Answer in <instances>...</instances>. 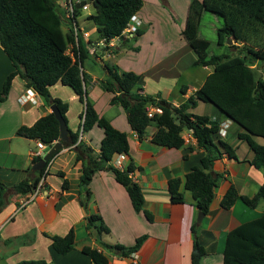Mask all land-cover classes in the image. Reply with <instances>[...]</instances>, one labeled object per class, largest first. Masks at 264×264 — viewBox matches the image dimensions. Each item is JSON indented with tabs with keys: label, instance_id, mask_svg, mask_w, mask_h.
Returning a JSON list of instances; mask_svg holds the SVG:
<instances>
[{
	"label": "crops",
	"instance_id": "obj_1",
	"mask_svg": "<svg viewBox=\"0 0 264 264\" xmlns=\"http://www.w3.org/2000/svg\"><path fill=\"white\" fill-rule=\"evenodd\" d=\"M162 2L175 24L173 25L178 27V50H171L169 47L168 28L154 34L157 15L145 13V3L134 16L135 21L130 22L141 34H126L125 40L116 39L107 49L97 40L94 25L86 20L90 14L83 16L82 10L76 18L81 42H92L85 46L88 57L82 64V70L87 76L86 100L93 105L100 117L127 135L129 152L121 155L119 165L118 156L113 166L125 169L132 163L137 169L131 179L141 189L143 210L134 211L127 192L115 181L111 172H99L92 176L88 185L90 200L86 209L83 208L79 196L82 161L77 159L72 147H63L48 167L49 176L45 179L44 187L49 191V196H39L17 211L19 202L27 194L16 193L12 187L27 179L32 181L37 172L31 169L34 163L30 156V152L35 149L36 140L20 136L17 131L21 127L32 126L51 111L50 106L32 89L35 103H20L19 100L30 88L16 75L11 81L6 98L0 102V183L6 188L0 207V264H16L23 260H44L47 264H93L81 253L84 246L102 251L108 258V264H134L132 255L123 256L118 252L108 251L93 231L85 229V218L89 214L98 215L109 229V235L100 238L105 244L131 247L137 238L145 237L135 253L136 264H190L195 238L191 232L193 225H196V240L205 251L201 264H223L229 231L264 213V201H260L254 209L240 200L228 210L220 207V201L230 185L236 188L240 196L252 198L263 182L262 172L249 163L251 152L243 148L242 156H238L237 150L243 144L236 137L238 127L228 119L219 116L214 110L211 114L213 117L205 113H192L199 101L194 106L189 105V113L212 119L216 116L222 127L226 126L227 135L223 139L236 147V159L223 155L214 162L212 172L220 177L213 191L210 209L197 225L199 211L190 192L184 189V181L185 175L192 168L201 167L200 160L204 151L197 148L196 140L187 131L182 133L184 144L179 149L154 144L151 140L156 131L153 124L146 128L145 138L139 140L130 129L123 109L119 105L110 104L111 94L102 86L108 76L104 68L106 65L138 75L140 80L136 89L142 95L174 107L186 103L212 72L211 67H202L204 72H201L193 66L196 56L181 34L189 0H182L181 5H175L169 0ZM160 3L158 0H151L149 5L157 11L162 8ZM88 8L91 6L88 5ZM61 12L64 16V10L61 9ZM69 27L70 23L65 21L63 31L66 32ZM85 33L88 36H84ZM184 56H190V63L183 61ZM12 71L13 67L0 47V91L5 78ZM49 94L67 105V129L72 133H79L84 102L79 100L71 88L60 82L49 88ZM102 138L103 131L94 126L82 133L78 143L98 152ZM59 172L63 173L68 182L65 191L58 187L56 174ZM175 178L181 181L180 191L184 197L182 204L170 203L168 181ZM70 229H73L75 235L74 249L66 255L56 254L51 249L50 239L43 234L49 237L64 236Z\"/></svg>",
	"mask_w": 264,
	"mask_h": 264
},
{
	"label": "trees",
	"instance_id": "obj_2",
	"mask_svg": "<svg viewBox=\"0 0 264 264\" xmlns=\"http://www.w3.org/2000/svg\"><path fill=\"white\" fill-rule=\"evenodd\" d=\"M81 1L72 2L70 27L64 32L65 19L56 0H0V47L13 67L2 85L0 102L6 98L13 77L18 75L25 86L35 91L48 106L55 105L66 123L67 105L52 98L49 88L58 82L71 88L79 100L84 102L81 131L87 132L94 126L103 131L98 152L78 143V132L72 133L68 130L67 141L63 143V147H72L77 159L82 161L79 179L81 206L86 209L90 200L88 185L92 176L99 172H111L115 181L127 192L134 211L141 212V189L131 179L137 169L132 163L125 169L113 166L118 156L127 155L129 152L127 135L100 117L93 105L86 100L87 76L82 70V64L88 57L85 46L92 42L88 40L83 44L79 32L75 36L76 18L81 10L76 9L75 5ZM85 1H89V6L94 9V13L88 15L86 20L96 28L97 40L104 41V49H107L112 39L125 40L124 30L143 5L142 0ZM203 12L222 19V26L216 29L217 45L224 46L227 39H232L238 45L229 48L238 49L236 55H209V42L198 37L199 20ZM260 31H264V0H192L181 34L196 56L193 66L211 67L212 72L188 101L178 107L142 95L136 89L140 80L138 75L122 72L116 66L104 67L108 76L102 86L111 94L110 104L119 105L123 109L130 129L139 140L145 138L146 128L153 124L156 128L151 138L154 144L168 149H179L184 144L182 133L187 131L196 140L197 148L204 151L200 160L201 167L192 168L185 175L184 181V189L190 192L203 217L210 209L213 191L220 177L212 172L214 162L223 155L236 159V147L220 137L222 123L218 118L212 119L188 112L189 105L194 106L197 101L211 105L219 116L238 127L237 140L245 143L252 154L250 165L260 170L263 175V182L252 198L240 196L236 188L230 185L220 201V207L228 210L240 200L250 209H254L260 201H264V145L254 140L260 138L264 141V73H256L251 67L257 62L264 64V44L256 42ZM134 34L140 35L141 32L136 29ZM150 106L160 107L162 114L148 118L147 110ZM17 133L25 138L40 140L46 146L59 141L58 122L52 113L40 117L30 127L19 128ZM39 160L35 159L33 163ZM46 167L47 163L35 172L36 177L32 181L24 180L12 189L22 195L33 192L39 181L44 179L45 182L49 176ZM56 177L59 180V189L67 190L68 182L63 173H57ZM180 184L178 178L168 181L171 204L184 202ZM5 189L0 183V207ZM85 229L93 231L105 249L117 251L123 256L136 253L145 238H137L131 247L105 244L100 238L109 235V229L95 214L86 216ZM191 232L195 238L190 264H201L205 251L196 240V225L191 227ZM43 235L50 239L51 249L56 254L66 255L74 249L73 229L64 236ZM81 253L93 264H108L107 256L100 250L84 246ZM16 264L47 263L44 260H23ZM223 264H264V213L257 219L229 231Z\"/></svg>",
	"mask_w": 264,
	"mask_h": 264
},
{
	"label": "rangeland",
	"instance_id": "obj_3",
	"mask_svg": "<svg viewBox=\"0 0 264 264\" xmlns=\"http://www.w3.org/2000/svg\"><path fill=\"white\" fill-rule=\"evenodd\" d=\"M58 5L60 6V10H64V6L67 3V0H56ZM77 0H72L73 3H76ZM163 1V0H162ZM161 0H158V2H161L159 6H162V8H159L157 11H155L154 9L150 8V2L151 0H143V3H145V7H144V12L145 13H150L153 15H157L155 16V20L156 25H155V30H154V34H159V32L162 31V29L168 28V35H169V47L172 49H180L179 47V43L177 42L176 38H177V26L175 27L170 15H168L167 11H166V6L163 4ZM171 3L175 4V5H181L182 4V0H169ZM192 0H189V2H191ZM82 11V10H80ZM65 12V10H64ZM93 13V8H88L85 11L81 12V15L86 16L87 14H92ZM168 21L169 22V26L168 25ZM175 21H177L175 19ZM177 23V22H176ZM174 24V25H173ZM223 24V21L221 18H219L218 16L208 13V12H203L200 20H199V27H198V37L205 39L209 42V48H208V53L209 55H225V56H229L232 57L234 55H236L238 53V49L235 48H229L231 46H236L238 45L237 43H235L232 39H230V44L227 43V41H225L224 46H218L217 45V34H216V29L221 27ZM253 41V40H252ZM257 44H264V31H260L257 39H256ZM181 52V50H180ZM184 62H188L190 63L191 58L190 56H184L183 58ZM252 68H254L256 70V73H260L261 75H263L264 73V64L262 63H254L251 65ZM198 69L201 70V72L203 71L202 67H197ZM204 72V71H203ZM197 108L195 110L192 111V113H196V114H202L205 113L207 115L212 114L213 110L217 112V110L212 107L209 104H205V103H197ZM215 116V115H214ZM213 117V116H211ZM216 119V116L213 118ZM228 137H230V135H228ZM255 141L258 144L264 145V141L260 138H254ZM243 145L237 150V154L239 157L242 156V153L244 150H242L243 148H247L246 144L241 142ZM248 150V148H247Z\"/></svg>",
	"mask_w": 264,
	"mask_h": 264
},
{
	"label": "built area",
	"instance_id": "obj_4",
	"mask_svg": "<svg viewBox=\"0 0 264 264\" xmlns=\"http://www.w3.org/2000/svg\"><path fill=\"white\" fill-rule=\"evenodd\" d=\"M72 0H67V3L64 6V10H65V14H64V19L65 21L70 22V19L72 17ZM88 9V5L85 4L84 6L81 7V10L85 11ZM131 21H135V17L133 16L131 18ZM77 29H75V36L78 34L79 31H76ZM136 31V27L134 25H128L127 28L124 30L123 34H132L135 33ZM84 36H88L87 33L83 34ZM116 40V39H112L109 43H108V47L111 46L112 42ZM101 46H105L104 45V41H100ZM21 104H24L25 102L29 101L31 103H35L34 100V95L33 92L31 91V89L28 90V92L19 100ZM162 114V110L160 107L157 106H150L147 110V116L148 118H152L154 115H160ZM82 131L80 130L79 132V138L78 141L81 139V135H82ZM220 137L224 138L227 135L226 132V126L224 125V127L220 128L219 131ZM51 146H46L43 142H41L40 140H36L35 141V149L32 150L30 152V156L33 160L35 159H41L45 153L47 152V150L50 148ZM122 161V157L121 155L117 158V164L119 165ZM51 161L47 162V167H46V172L48 171V167L50 166ZM45 182L44 179H41L39 181V183L37 184V186L35 187V189L33 190V192L28 193L26 195V197L24 199H22L19 202V206H18V210L23 209L24 207H26L29 203L33 202L34 200H36L39 196H43V197H47L49 196V191L45 189L44 187ZM133 257V263L136 264L137 261V256L135 253L132 254Z\"/></svg>",
	"mask_w": 264,
	"mask_h": 264
},
{
	"label": "water",
	"instance_id": "obj_5",
	"mask_svg": "<svg viewBox=\"0 0 264 264\" xmlns=\"http://www.w3.org/2000/svg\"><path fill=\"white\" fill-rule=\"evenodd\" d=\"M85 4L89 5L90 2L82 0L81 2H79L78 4L75 5V8L76 9H81V7L84 6ZM226 41H227L228 44H230L231 40L227 39ZM50 111L54 115V117L56 118V120L58 122L59 141H57L53 145H51V147L47 150L45 155L39 161L35 162L32 165L31 169L33 171L41 170L48 161L53 160V158L59 152L62 151L63 143L67 141V134H68L67 125H66L65 121L62 119L59 110L57 109V107L55 105H51L50 106ZM202 218H203V214L201 212H198L197 218H196L197 225H199L201 223ZM115 252H117V251H115Z\"/></svg>",
	"mask_w": 264,
	"mask_h": 264
}]
</instances>
